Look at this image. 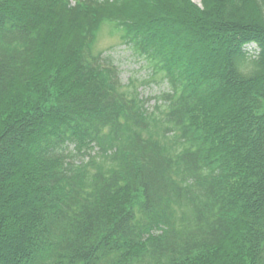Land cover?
Returning a JSON list of instances; mask_svg holds the SVG:
<instances>
[{"label":"trees","instance_id":"obj_1","mask_svg":"<svg viewBox=\"0 0 264 264\" xmlns=\"http://www.w3.org/2000/svg\"><path fill=\"white\" fill-rule=\"evenodd\" d=\"M0 264H264V0H0Z\"/></svg>","mask_w":264,"mask_h":264},{"label":"rangeland","instance_id":"obj_2","mask_svg":"<svg viewBox=\"0 0 264 264\" xmlns=\"http://www.w3.org/2000/svg\"><path fill=\"white\" fill-rule=\"evenodd\" d=\"M78 1L79 0H69L73 6ZM191 1L200 6L202 0ZM91 54L94 56L103 55L105 59L112 60V64L116 66L120 72V80L124 91L128 93L129 96L133 95L137 89V92L140 93L142 97L155 98L166 89V85L160 83L161 78L159 76L154 77L153 81L150 80V74L145 68V63L132 54L131 50L123 44L121 34L117 33L110 25H101L95 32L91 44ZM148 81L151 82L148 83ZM154 103L155 102L152 101L150 105H154Z\"/></svg>","mask_w":264,"mask_h":264}]
</instances>
